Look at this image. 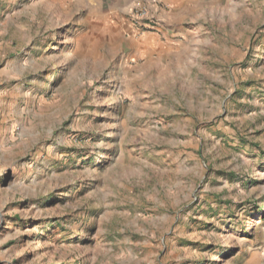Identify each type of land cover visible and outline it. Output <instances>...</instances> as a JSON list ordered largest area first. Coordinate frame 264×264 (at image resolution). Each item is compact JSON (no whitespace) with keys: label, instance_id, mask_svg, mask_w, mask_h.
Returning a JSON list of instances; mask_svg holds the SVG:
<instances>
[{"label":"rangeland","instance_id":"rangeland-1","mask_svg":"<svg viewBox=\"0 0 264 264\" xmlns=\"http://www.w3.org/2000/svg\"><path fill=\"white\" fill-rule=\"evenodd\" d=\"M125 2L0 0V264H264V0Z\"/></svg>","mask_w":264,"mask_h":264},{"label":"built area","instance_id":"built-area-1","mask_svg":"<svg viewBox=\"0 0 264 264\" xmlns=\"http://www.w3.org/2000/svg\"><path fill=\"white\" fill-rule=\"evenodd\" d=\"M161 4L137 0L127 8L131 28L138 33H163L165 24L160 18Z\"/></svg>","mask_w":264,"mask_h":264},{"label":"crops","instance_id":"crops-1","mask_svg":"<svg viewBox=\"0 0 264 264\" xmlns=\"http://www.w3.org/2000/svg\"><path fill=\"white\" fill-rule=\"evenodd\" d=\"M135 1H137V0H127V2H125V4L126 3L127 4L126 5L124 4L125 8L127 9L129 7V5ZM141 1L148 2V3H151V2L160 3L161 4L160 18L166 27H167V25L169 26L170 34L173 33V35H180L181 37L183 36L184 40L181 42V44L178 43L177 40H173L174 43L177 44V47H178V49L176 48L173 50L178 51L179 49L180 50L184 49L183 43L186 44V43H188V41H189V43H192L191 41L193 38L191 36V33H188V32L184 33L185 31L183 32V30L178 27L179 15H180L181 9L183 8V5L187 4L186 6H188V4H190L192 0H141ZM166 18H168V19H166ZM128 23L130 25V21H128ZM130 27H131V25H130ZM167 33L168 32H166L165 34H167ZM170 34H167V36H169ZM190 45H192V44H189V47H190Z\"/></svg>","mask_w":264,"mask_h":264}]
</instances>
